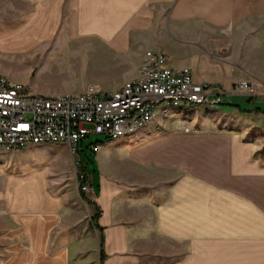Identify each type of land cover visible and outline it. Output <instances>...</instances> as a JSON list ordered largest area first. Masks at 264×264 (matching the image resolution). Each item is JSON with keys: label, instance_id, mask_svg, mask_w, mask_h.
<instances>
[{"label": "crops", "instance_id": "1", "mask_svg": "<svg viewBox=\"0 0 264 264\" xmlns=\"http://www.w3.org/2000/svg\"><path fill=\"white\" fill-rule=\"evenodd\" d=\"M61 31L122 55L125 80L162 52L224 103L164 101L100 144L81 213L44 175L0 173V264H100V237L102 264H264V96L231 92L264 81V0H0V62Z\"/></svg>", "mask_w": 264, "mask_h": 264}, {"label": "built area", "instance_id": "2", "mask_svg": "<svg viewBox=\"0 0 264 264\" xmlns=\"http://www.w3.org/2000/svg\"><path fill=\"white\" fill-rule=\"evenodd\" d=\"M231 92L258 99L264 96V81L240 80ZM164 101L173 105L224 103L222 93L195 82L188 67L173 69L166 55L154 50L145 51L135 77L111 91L90 86L81 92L34 95L24 84L0 74V147L17 149L50 142L65 144L77 154L82 138L101 134L106 141L131 133L150 122ZM100 144L92 143L91 150L96 152ZM78 177L81 190L90 191L88 174L80 172Z\"/></svg>", "mask_w": 264, "mask_h": 264}, {"label": "rangeland", "instance_id": "3", "mask_svg": "<svg viewBox=\"0 0 264 264\" xmlns=\"http://www.w3.org/2000/svg\"><path fill=\"white\" fill-rule=\"evenodd\" d=\"M44 52L47 53L44 55ZM44 52L30 60L26 56L15 55L2 60L0 73L24 84L34 95L55 96L65 92H81L90 86L98 90L117 89L125 81V70L132 67L122 55L109 57L112 50L100 43L73 37L68 31H61L56 36L54 46ZM123 136L118 138L119 145L131 141ZM105 139L101 134H89L78 144V154L88 178H91L92 189L98 188L99 162L90 147L95 142L103 144ZM134 146L131 145L132 148ZM0 168L4 176L28 172L44 175L50 190L60 194L65 205L77 208L79 213L86 208L88 197L83 196L78 177L84 171L78 164V155L65 144L45 142L27 144L17 149L0 147ZM38 171L41 173L38 174ZM1 175L0 179L3 180Z\"/></svg>", "mask_w": 264, "mask_h": 264}, {"label": "trees", "instance_id": "4", "mask_svg": "<svg viewBox=\"0 0 264 264\" xmlns=\"http://www.w3.org/2000/svg\"><path fill=\"white\" fill-rule=\"evenodd\" d=\"M78 152H79V150L77 151V155H78V157H79V163H80V166H82L83 171H84L85 173H87V172L85 171V169L83 168L82 159H81V157L79 156ZM101 247H102V239H101V237H100V254H101V256H100V257H101V258H100V264H102V255H103Z\"/></svg>", "mask_w": 264, "mask_h": 264}]
</instances>
